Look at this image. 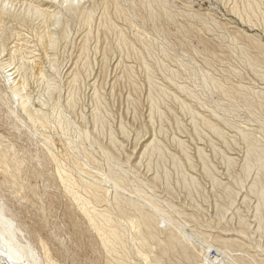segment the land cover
Instances as JSON below:
<instances>
[{"label": "rangeland", "instance_id": "374dc122", "mask_svg": "<svg viewBox=\"0 0 264 264\" xmlns=\"http://www.w3.org/2000/svg\"><path fill=\"white\" fill-rule=\"evenodd\" d=\"M0 205L41 264H264V0H0Z\"/></svg>", "mask_w": 264, "mask_h": 264}, {"label": "bare ground", "instance_id": "6f19581e", "mask_svg": "<svg viewBox=\"0 0 264 264\" xmlns=\"http://www.w3.org/2000/svg\"><path fill=\"white\" fill-rule=\"evenodd\" d=\"M2 9V7H1ZM5 9V8H4ZM5 11V10H4ZM29 12V11H28ZM39 16V15H38ZM41 16V15H40ZM18 17V16H17ZM16 17V18H17ZM89 20V19H88ZM52 42V40H51ZM54 42V41H53ZM23 67V66H22ZM17 68V67H16ZM18 70V69H17ZM16 72V71H15ZM14 72V73H15ZM7 75V77H6ZM5 75L6 78H9L10 76L13 75L8 73ZM10 75V76H9ZM16 92V91H15ZM16 94V93H14ZM13 94V95H14ZM27 102V101H26ZM24 110V109H22ZM56 111V110H55ZM25 112V111H24ZM26 113L29 117H32V112L26 110ZM54 115V114H53ZM59 115V114H58ZM35 116V115H34ZM33 116V117H34ZM59 119V116L57 117ZM30 119V118H29ZM62 120V119H61ZM59 121V120H58ZM60 123V122H59ZM66 128V126H64ZM63 127V128H64ZM64 128V129H65ZM67 132V131H66ZM66 134V133H65ZM64 134V135H65ZM255 158V157H254ZM258 158V157H257ZM114 173V172H113ZM116 175V173H114ZM117 176H119L117 174ZM116 176V177H117ZM114 178V176H113ZM115 179V178H114ZM120 179V178H117ZM116 180V179H115ZM114 180V181H115ZM262 181V180H261ZM116 183V182H115ZM114 183V184H115ZM121 184V183H120ZM261 185V183H260ZM118 186V185H117ZM116 187V186H115ZM118 189V188H117ZM138 193V192H137ZM136 193V194H137ZM146 194V193H145ZM134 196V195H133ZM146 196V195H145ZM144 196V197H145ZM135 197V196H134ZM137 197V196H136ZM141 198V196H140ZM148 198V197H147ZM142 199V198H141ZM144 201V200H143ZM146 202V201H145ZM149 202V201H148ZM147 202V203H148ZM154 205V204H153ZM151 206V205H150ZM157 206V205H155ZM156 208V207H155ZM158 208V207H157ZM156 212V211H155ZM158 213V211H157ZM160 210H159V214H160ZM168 215V214H167ZM166 215V216H167ZM99 216V215H98ZM107 216V215H106ZM165 216V217H166ZM101 217V215L99 216ZM160 217V216H159ZM170 217V216H169ZM94 219H96V217H93ZM162 218V217H161ZM168 218V216H167ZM93 219V220H94ZM98 219V218H97ZM103 219H105L103 217ZM102 219V220H103ZM169 219V218H168ZM260 219V217H259ZM100 220V219H99ZM109 220H105V222H107ZM169 221V220H168ZM173 221V220H172ZM91 222V221H90ZM96 223H99L98 221H95ZM102 222V221H101ZM264 222V221H263ZM108 223V222H107ZM167 223V222H166ZM169 223V222H168ZM174 223V222H172ZM100 224V223H99ZM106 224V223H105ZM98 225H96L97 227ZM101 226V224L99 225V227ZM108 226V225H107ZM106 226V227H107ZM98 229V228H97ZM106 230V229H105ZM108 230V229H107ZM110 230V229H109ZM17 231L14 223L6 218L3 214V210H2V206L0 205V264H41V262L39 261V259H37L35 257V252L33 250V248L30 246L29 243L21 244L18 242V240L15 237V232ZM103 231V230H102ZM109 232V231H108ZM111 232H109L110 234ZM108 234V233H106ZM222 237L224 238H230V236L228 235H223ZM105 239V237H104ZM106 240V239H105ZM104 240V241H105ZM107 241V240H106ZM216 260V259H215Z\"/></svg>", "mask_w": 264, "mask_h": 264}]
</instances>
